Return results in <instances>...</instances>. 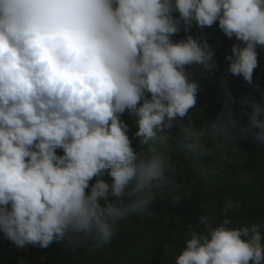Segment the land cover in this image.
<instances>
[{"label": "clouds", "instance_id": "obj_1", "mask_svg": "<svg viewBox=\"0 0 264 264\" xmlns=\"http://www.w3.org/2000/svg\"><path fill=\"white\" fill-rule=\"evenodd\" d=\"M213 25L237 41L227 72L251 84L264 48V0H0L7 240L19 248L63 241L69 251L102 249L121 221L148 214L158 199L176 204L190 195L176 179L175 151L237 158L238 137L264 145V103L254 98L241 99L246 124L234 117L227 90L215 120L192 119L201 110L190 69L216 68L203 36ZM194 171L208 179L217 168L197 163ZM197 223L202 230L188 225L175 264H264V220L232 227L201 215Z\"/></svg>", "mask_w": 264, "mask_h": 264}, {"label": "trees", "instance_id": "obj_2", "mask_svg": "<svg viewBox=\"0 0 264 264\" xmlns=\"http://www.w3.org/2000/svg\"><path fill=\"white\" fill-rule=\"evenodd\" d=\"M193 36H200V30L191 29ZM185 36L181 31L173 39ZM203 36L214 46L216 68L211 73L201 66H193V78L199 84L197 108L192 119L196 124L210 123L225 107V90L233 98L231 108L239 124L247 123L244 112L247 108L242 97L254 98L264 103V48L258 51V67L249 84L242 76L227 72L231 46L237 43L235 37L227 38L216 25L206 27ZM226 76V83H222ZM256 86H259V90ZM191 112V110H190ZM131 124L127 112L122 117ZM188 117L183 121L186 123ZM129 133L133 147L136 139ZM178 134L179 129H173ZM237 158L226 156L215 149L208 157L196 160L182 151L173 154V165L178 171L176 179L185 185L190 195L176 204L167 199H158L148 214L129 217L120 222L116 235L110 244L89 252L87 248L69 251L63 241L53 242L47 248L28 245L27 252L16 247L0 232V264H175V257L185 247L188 225L202 230L197 223L201 215H208L213 224L229 221V226L239 227L264 220V145L250 137L236 140ZM59 154H62L58 150ZM197 163L210 164L217 168L214 176L198 179L194 168ZM231 204L230 208L226 205ZM21 262V263H19Z\"/></svg>", "mask_w": 264, "mask_h": 264}, {"label": "rangeland", "instance_id": "obj_3", "mask_svg": "<svg viewBox=\"0 0 264 264\" xmlns=\"http://www.w3.org/2000/svg\"><path fill=\"white\" fill-rule=\"evenodd\" d=\"M222 78H223V80H225L226 76H222ZM28 248H29V246H26V247L21 248V250L24 251V252L25 251L27 252ZM19 263H21V262H19Z\"/></svg>", "mask_w": 264, "mask_h": 264}]
</instances>
